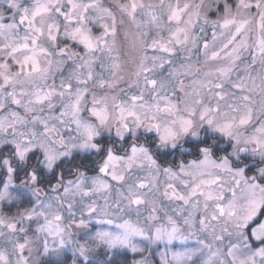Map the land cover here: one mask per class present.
I'll list each match as a JSON object with an SVG mask.
<instances>
[{"label":"snow or ice","instance_id":"6c2138e0","mask_svg":"<svg viewBox=\"0 0 264 264\" xmlns=\"http://www.w3.org/2000/svg\"><path fill=\"white\" fill-rule=\"evenodd\" d=\"M13 206L0 264H264V0H0Z\"/></svg>","mask_w":264,"mask_h":264},{"label":"flooded vegetation","instance_id":"af4514ba","mask_svg":"<svg viewBox=\"0 0 264 264\" xmlns=\"http://www.w3.org/2000/svg\"><path fill=\"white\" fill-rule=\"evenodd\" d=\"M129 41H131V36H129ZM209 38H210V35H209ZM131 82V81H129ZM124 86V85H122ZM133 91H135V89H133ZM185 159H191V157H185ZM114 183V182H113ZM163 186H164V177H161V183H160V192H157L156 195L158 196V199L161 198V195L160 193L163 191ZM117 186L115 185L114 183V189L111 193H104L105 196H110L112 199H115L116 197V191H115V188ZM78 199V198H77ZM92 199L94 200H97L98 203H103V197L100 196V195H96V196H93ZM90 200H88L87 198L84 200V203H89ZM25 207H30V205L28 203H25L23 205H20V208H25ZM2 210L5 214H8V215H12L14 214L16 211H17V208L15 206H13L11 209L7 208V207H2ZM75 211L77 212V215H79V210L78 208L75 209ZM65 216L67 215V213L65 212L64 213ZM124 219H127L128 218V215H124L123 217ZM113 219V225H107V224H104L102 225V227L106 228V229H114V226L115 224H118V223H121V219L119 217H112ZM68 221L65 220V223H67ZM93 224H96V221L93 220ZM36 225L33 224L32 225V228L35 229ZM101 225L99 224H96V228H100ZM95 230V229H93ZM73 231H82L80 229H76L75 227L73 228ZM29 235L31 236L32 233L30 232ZM42 239L43 237H41V240L40 241H37L34 245H33V253H32V258L34 260H40V261H47V257L44 256L42 253H43V249H42ZM27 254V253H26ZM120 259H125L124 257H120ZM126 259L128 260V255L126 257Z\"/></svg>","mask_w":264,"mask_h":264},{"label":"rangeland","instance_id":"374dc122","mask_svg":"<svg viewBox=\"0 0 264 264\" xmlns=\"http://www.w3.org/2000/svg\"><path fill=\"white\" fill-rule=\"evenodd\" d=\"M228 2L229 3H233L234 4V0H228ZM211 18L212 19H215V16H211ZM208 33H209V35H210V33H211V30L210 29H208ZM197 34H199L198 33V29H197ZM130 38V37H129ZM132 38V37H131ZM130 42V41H129ZM187 82V81H186ZM160 181H161V178H160ZM152 197H150V199H151ZM155 198L157 199V200H159L158 199V196L155 194ZM174 206V205H173ZM129 218V217H128ZM133 219L135 218L134 217V215H133V217H132ZM163 248V246H161V249ZM130 252V251H129ZM131 253V252H130ZM132 254V253H131ZM134 255V254H133ZM150 255V253L149 252H145L144 253V256H149ZM142 257L141 256H139V255H135V258L133 259V260H139V259H141ZM151 259L153 260V264H159V260H160V258H159V256L157 255V256H152L151 257Z\"/></svg>","mask_w":264,"mask_h":264},{"label":"trees","instance_id":"16d2710c","mask_svg":"<svg viewBox=\"0 0 264 264\" xmlns=\"http://www.w3.org/2000/svg\"><path fill=\"white\" fill-rule=\"evenodd\" d=\"M134 258H135V255L128 252V261L131 262V261H133Z\"/></svg>","mask_w":264,"mask_h":264}]
</instances>
